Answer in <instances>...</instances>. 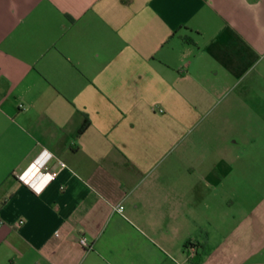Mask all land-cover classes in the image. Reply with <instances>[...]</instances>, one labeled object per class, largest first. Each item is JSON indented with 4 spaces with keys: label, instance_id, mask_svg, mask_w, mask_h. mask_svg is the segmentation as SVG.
<instances>
[{
    "label": "crops",
    "instance_id": "obj_1",
    "mask_svg": "<svg viewBox=\"0 0 264 264\" xmlns=\"http://www.w3.org/2000/svg\"><path fill=\"white\" fill-rule=\"evenodd\" d=\"M262 135L264 0H0V264H195Z\"/></svg>",
    "mask_w": 264,
    "mask_h": 264
},
{
    "label": "rangeland",
    "instance_id": "obj_2",
    "mask_svg": "<svg viewBox=\"0 0 264 264\" xmlns=\"http://www.w3.org/2000/svg\"><path fill=\"white\" fill-rule=\"evenodd\" d=\"M255 143L245 142L244 161L234 163L235 174L228 179L229 184L217 188V205L207 213L211 223H205V210L202 211L203 233L207 229L213 238L206 249L197 247L194 257L199 258V263L201 259L202 264L259 261L257 255L245 257L248 248L255 252L264 248L249 247L247 242L253 236L264 235V135Z\"/></svg>",
    "mask_w": 264,
    "mask_h": 264
},
{
    "label": "built area",
    "instance_id": "obj_3",
    "mask_svg": "<svg viewBox=\"0 0 264 264\" xmlns=\"http://www.w3.org/2000/svg\"><path fill=\"white\" fill-rule=\"evenodd\" d=\"M50 158L51 155L49 153H47L46 151H42V153L34 160V164L36 165L39 171L36 173H31L28 177L23 180L25 184L37 194L41 192L44 187V184L54 180L57 175L56 172L47 171L46 165ZM60 166L65 167V164L60 163ZM114 211L119 214H122L124 211V206L122 204L117 205ZM55 235L58 236V233H56ZM79 244L87 251L92 250L91 244L87 241L84 236L80 237ZM189 251V255L194 256L195 249H191L189 247Z\"/></svg>",
    "mask_w": 264,
    "mask_h": 264
},
{
    "label": "trees",
    "instance_id": "obj_4",
    "mask_svg": "<svg viewBox=\"0 0 264 264\" xmlns=\"http://www.w3.org/2000/svg\"><path fill=\"white\" fill-rule=\"evenodd\" d=\"M186 42H190L191 40H189V38H184ZM88 125V122L87 121H84L83 125L81 126L80 128V132L84 131L85 128L87 127ZM188 246V244L186 245V247ZM194 263L195 264H198L199 263V258H195L194 259Z\"/></svg>",
    "mask_w": 264,
    "mask_h": 264
}]
</instances>
